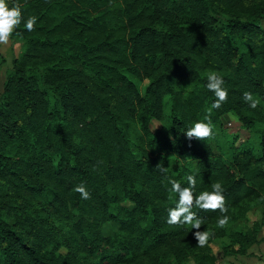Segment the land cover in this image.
<instances>
[{
    "label": "trees",
    "instance_id": "1",
    "mask_svg": "<svg viewBox=\"0 0 264 264\" xmlns=\"http://www.w3.org/2000/svg\"><path fill=\"white\" fill-rule=\"evenodd\" d=\"M19 2L39 19L13 34L22 45L0 89V264H217L195 230L166 223L178 200L168 180L187 187L188 175L197 194L225 189L228 225L194 208L200 230L228 236L225 253H248L264 211L232 222L264 193V0ZM210 71L229 93L211 111L215 134L229 111L257 130L255 143L213 149L185 137L216 99ZM81 182L91 199L73 190Z\"/></svg>",
    "mask_w": 264,
    "mask_h": 264
},
{
    "label": "clouds",
    "instance_id": "2",
    "mask_svg": "<svg viewBox=\"0 0 264 264\" xmlns=\"http://www.w3.org/2000/svg\"><path fill=\"white\" fill-rule=\"evenodd\" d=\"M38 16L29 15L27 18L24 16L23 5L19 0H0V46L6 47L9 45L11 37L14 33H17V29L21 24L28 32L36 30L35 26L38 20ZM207 89L214 93L216 99L212 103L210 109L207 110L203 119L197 120L193 125L188 128L184 135L191 141L196 140H208L215 138V125L211 119V111L213 109H220L223 104L228 101V89L225 86V80L223 76L215 71H210L207 74ZM243 100L248 103L249 107L256 109L261 105V99L254 95L250 91L243 93ZM160 167V171L167 173V167ZM187 187L175 180L169 179L168 183L171 184L170 191L178 194V200L174 207L169 208L166 223L171 226H183L187 225L195 230L193 236L197 241V246L204 248L211 246L209 244L210 239L214 236V233L209 232L207 229L201 231L204 224V218L200 217L194 208L201 211H219L221 215L217 218V223L220 228H224L228 225L230 217L227 215L228 207L227 200L224 195L225 189L221 181H217L211 184V191L204 190L198 194L196 189V177L195 175H188L186 177ZM79 193L84 200L91 199V193L87 190L84 182L76 185L73 189Z\"/></svg>",
    "mask_w": 264,
    "mask_h": 264
},
{
    "label": "rangeland",
    "instance_id": "3",
    "mask_svg": "<svg viewBox=\"0 0 264 264\" xmlns=\"http://www.w3.org/2000/svg\"><path fill=\"white\" fill-rule=\"evenodd\" d=\"M262 25L264 21L261 20ZM22 45V41L19 38L11 37L8 46H0V89L4 74L6 69L10 66L11 60L14 56L18 54ZM168 80L171 84L174 83V79L168 75ZM145 80L140 82V89H143ZM169 111L168 101L163 106V112L167 113ZM221 129L217 130L215 137L218 140L209 139V142L213 149L215 148V142L219 143L225 147L231 142L232 145L243 147L246 144L255 143L257 141L256 135L257 130L245 127L233 114L232 112H223L220 114ZM161 120L157 118H151L148 122V127L154 129L160 126ZM222 133V134H221ZM224 133V134H223ZM133 135L132 132H130ZM126 204L130 202L125 201ZM264 211V193L260 197L252 198L241 210V214L233 220L232 225H244L253 221L252 219H257L261 216ZM116 228V222L112 220L105 221L101 225V231L103 234H111ZM264 233V229L260 230L257 234V239L250 242L247 247L246 254L240 253H225L224 244L229 241L228 236L221 235L214 237L210 240L211 252L216 258L217 264H264V239H261V234ZM237 243H233L235 247Z\"/></svg>",
    "mask_w": 264,
    "mask_h": 264
}]
</instances>
